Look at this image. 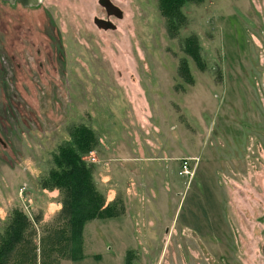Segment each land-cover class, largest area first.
<instances>
[{
	"label": "rangeland",
	"instance_id": "obj_1",
	"mask_svg": "<svg viewBox=\"0 0 264 264\" xmlns=\"http://www.w3.org/2000/svg\"><path fill=\"white\" fill-rule=\"evenodd\" d=\"M113 1L102 29L99 0H0V233L19 209L40 252L61 206L41 177L85 124L124 210L84 224L75 264H264V0H185L177 29L165 0Z\"/></svg>",
	"mask_w": 264,
	"mask_h": 264
},
{
	"label": "trees",
	"instance_id": "obj_2",
	"mask_svg": "<svg viewBox=\"0 0 264 264\" xmlns=\"http://www.w3.org/2000/svg\"><path fill=\"white\" fill-rule=\"evenodd\" d=\"M183 1L185 0L164 2V15L171 16L168 20L170 18L172 29H177L184 22V17L181 18L180 15ZM175 5L177 11L174 10ZM190 41L196 43L192 36L184 42L187 44ZM193 51L196 54L197 50ZM193 59L195 63L198 60V65H201L200 59ZM68 135L67 140L51 154L52 166L39 183L40 188L56 189L61 194V206L57 213L59 226L40 238V252L37 253V246L32 238L34 232L31 220L21 210H12L0 233V264H59V260L63 258H80L83 256L84 224L89 220L112 217L123 212L124 206L120 199L106 202L104 194L95 187L92 177L94 165L88 164L83 157L97 145L94 130L85 124H76L69 128ZM15 253H22V256L15 258ZM23 256L24 258L19 259ZM133 258L129 252L125 264H136Z\"/></svg>",
	"mask_w": 264,
	"mask_h": 264
},
{
	"label": "water",
	"instance_id": "obj_3",
	"mask_svg": "<svg viewBox=\"0 0 264 264\" xmlns=\"http://www.w3.org/2000/svg\"><path fill=\"white\" fill-rule=\"evenodd\" d=\"M8 1H18L23 6L34 5V4L39 3V0H8ZM99 3L102 7L106 9V11L108 12V15H113L116 18L122 17L121 9L118 6L114 5L110 0H100ZM94 22L99 28H102V29L114 28V25L110 21L104 20L102 18L101 19L95 18ZM263 84H264V81H263Z\"/></svg>",
	"mask_w": 264,
	"mask_h": 264
},
{
	"label": "crops",
	"instance_id": "obj_4",
	"mask_svg": "<svg viewBox=\"0 0 264 264\" xmlns=\"http://www.w3.org/2000/svg\"><path fill=\"white\" fill-rule=\"evenodd\" d=\"M128 150L131 151V154H132V149L129 148ZM191 159H192V161L194 160L193 158H191ZM140 160L142 161L144 159L141 158ZM92 161H95L96 162V161H98V159H95V157H93V160ZM179 170H180V165H179ZM108 180H106V181H108ZM100 192H102V191H100ZM102 193L105 196L106 202H110V201H113V200H116V199H120L122 201V203L124 204L123 198H122L121 194L118 191H116V189H114V187H111V189H108L107 191L102 192ZM133 224L135 226V232H136V235L138 237V228L136 227L135 222H133ZM78 259H80V258H76V259L63 258V259H60L59 260V264H75V263H81L80 261L77 262Z\"/></svg>",
	"mask_w": 264,
	"mask_h": 264
},
{
	"label": "built area",
	"instance_id": "obj_5",
	"mask_svg": "<svg viewBox=\"0 0 264 264\" xmlns=\"http://www.w3.org/2000/svg\"><path fill=\"white\" fill-rule=\"evenodd\" d=\"M191 160H192L191 158H186L182 160L179 170L182 176L189 177L193 175L194 167L191 164Z\"/></svg>",
	"mask_w": 264,
	"mask_h": 264
},
{
	"label": "flooded vegetation",
	"instance_id": "obj_6",
	"mask_svg": "<svg viewBox=\"0 0 264 264\" xmlns=\"http://www.w3.org/2000/svg\"><path fill=\"white\" fill-rule=\"evenodd\" d=\"M6 1H8V0H6ZM41 0H39V2H40ZM100 1V0H99ZM114 5H116V6H118L116 3H114V1L113 0H110ZM15 2H18V1H15ZM18 3H20V2H18ZM100 4V3H99ZM102 7V6H101ZM102 10H103V16L104 17H99L100 19L102 18V19H104V20H108L109 21V18L110 17H115V16H113V15H108V12L106 11V9L104 8V7H102ZM96 18V17H95ZM94 18V19H95ZM94 21V20H93Z\"/></svg>",
	"mask_w": 264,
	"mask_h": 264
}]
</instances>
